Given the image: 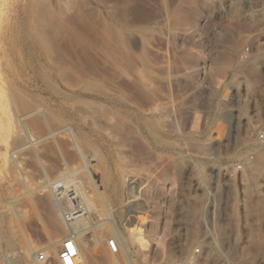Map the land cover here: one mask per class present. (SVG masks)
<instances>
[{
	"label": "rangeland",
	"instance_id": "1",
	"mask_svg": "<svg viewBox=\"0 0 264 264\" xmlns=\"http://www.w3.org/2000/svg\"><path fill=\"white\" fill-rule=\"evenodd\" d=\"M192 4L195 22L173 26L172 14ZM245 48L264 66V0H0V229L17 243L2 247L0 263L17 264L26 239L34 249L26 264H37L50 238H65L50 187L39 188L61 179L94 202L88 239L102 218L127 237L130 183L164 206L160 226L167 209L165 256L132 247L134 264H264V149L255 134L264 70L243 68ZM212 59L229 63L218 78L199 70ZM236 165L242 172L229 177ZM165 174L176 183L160 200L156 185L171 188ZM205 199L218 207L212 237L193 222ZM149 209L138 210L141 220ZM102 232L86 264H108L113 237ZM204 239L221 242L192 246ZM124 256L114 258L125 264Z\"/></svg>",
	"mask_w": 264,
	"mask_h": 264
},
{
	"label": "bare ground",
	"instance_id": "2",
	"mask_svg": "<svg viewBox=\"0 0 264 264\" xmlns=\"http://www.w3.org/2000/svg\"><path fill=\"white\" fill-rule=\"evenodd\" d=\"M189 7H190V9L188 11H185V12L184 11H176V12H174V14H172L173 15L172 16L173 26H175L176 28L177 27H184V26H188V25L190 26V24L195 22L196 18H198V15H199V12L197 9L198 6L196 4H192ZM199 59H202V57L201 56L189 57L188 61L191 64H195ZM228 65H229V63L225 59H212L210 62V66L208 67L207 71L209 72L210 76H212L213 78H218L225 72ZM27 115H29V114H27ZM27 115L18 116L19 122H21L23 120V118ZM1 118L2 117H0V124H1ZM224 120H223V122L221 121L222 123H218V124H224ZM218 121H220V120H218ZM225 127H227V126H225ZM24 132L25 131H23V133ZM24 135L26 137V138L25 137L24 138L28 140L27 141L28 144H31V142L33 141L32 140L33 138L30 137L27 133H25ZM24 141H26V140H24ZM259 146H258L259 149L260 148L264 149V146H261V145H259ZM164 180L167 181L171 185V188H169V190L168 189L166 190L164 185H158V184L156 185L155 190H156V193H158V199L160 197V200L165 198V197L167 198V196L171 194V192L175 186V183H176L174 181V177H172L170 174L169 175L165 174ZM60 181H64V180L60 179ZM51 182L52 181H50V179H47L41 183L39 188L45 189L47 187H50V190H51V184H53ZM64 182H67V181H64ZM67 183H69V182H67ZM74 186H76V185H74ZM76 188H78V187L76 186ZM135 189H136L135 187L131 186V183H130V187L127 188V195H128L127 200L128 201H126V202L128 204V209H129L128 213L131 214V218H132L131 219L132 221L130 220L129 223H126V229L128 232L127 237L123 236L122 229L120 228V226L117 223L116 224H114V223L108 224V221L104 220L102 218V219H100L99 223L94 226L95 234H92L91 239H88L85 236V232H84L85 231L84 227L88 224V219H82L81 221H78V222L68 226L63 222V220L61 218V225L63 227V230L66 231L65 238H67L71 234H73V236L75 238V243H76V246H77L78 251H79L81 263L86 264L85 260L87 258H85V255L88 257H92L100 249L99 245L101 244L102 239H103V236H102L103 230H108V233L113 237L111 239L116 240V242L119 246V253L121 251L125 255L124 256V263L125 264H134L133 261L130 259V253H129L130 252L129 249L132 247H136L138 249V252L142 253V252L148 251L151 248V246H154L156 248V250H158V253L161 254L162 258L165 256L164 250L166 247V241H167V238L170 235V231H171V221H170L169 216L166 214L167 209L165 208L166 212L165 213L163 212L165 214V216L163 218L164 221L162 222V225L160 226V223H159L160 217L159 216H160L164 206H162L161 203H156L155 206H152V203L154 200H152V197L150 194L143 197V200L140 199L137 192L135 191ZM153 189H154V187H153ZM153 189H151V190H153ZM80 193L82 194V197H83V200L85 202L86 208L88 210L89 216H91L92 212L95 211L94 202L85 193V191L84 192L81 191ZM149 193H150V191H149ZM139 199L141 200V203L139 202L140 201ZM55 207H56V210H55L56 213H60L57 205H55ZM144 208H146V209L150 208L149 210L152 213L150 216L149 222H146V221L140 219V215H139L140 212H138V210L141 211ZM141 212L143 213V211H141ZM56 213L52 214L53 216H52V220H51L54 229L58 228V226H60V221H59L60 219L58 218L59 214H56ZM13 215L15 218H17V216H18L16 213H13ZM4 222L0 218V227H2ZM0 231L4 232V234L0 235V250L2 249V247L5 248L6 250H10V249L14 248L17 244L15 236L11 235L7 228H5L4 230L0 229ZM22 234H23V232H22ZM62 241H61V243H62ZM206 242L214 244L216 246H219L221 241H218L215 239V240H211V241L206 240ZM21 243H23V241ZM61 243H60V241H58L56 239L54 240V238H50L49 244L45 248V250H46L45 255H48V256H49V254L50 255H56L55 253H57V256H58L59 248H58L57 252H56V249L58 247V244H61ZM104 245H105V243H104ZM19 247H21L20 250L22 251V254L20 255L19 260H17V264H22V263L26 264V262L33 257L34 249H33L32 245L26 239H25L24 243L21 244ZM59 247H60V245H59ZM105 251H106V248H105ZM105 251L103 250V253L105 255V259H106L108 264H119L118 260H116L114 258V256L119 255V253L117 255H111L107 251L106 252ZM99 252H100V250H99ZM57 256H56V258H57ZM8 260L11 262V259H8ZM32 261L33 260H31V263H32ZM0 264H5V263H0ZM12 264H16V263L13 262ZM37 264H42V263H37Z\"/></svg>",
	"mask_w": 264,
	"mask_h": 264
},
{
	"label": "built area",
	"instance_id": "3",
	"mask_svg": "<svg viewBox=\"0 0 264 264\" xmlns=\"http://www.w3.org/2000/svg\"><path fill=\"white\" fill-rule=\"evenodd\" d=\"M252 55L249 53V48H245L241 54L240 59L243 68L250 70H264V66L252 64ZM206 64L200 66L199 70L207 71ZM256 141L261 146H264V122L256 131ZM242 172L241 165H236L234 169L229 172V177H232L235 173ZM147 186V184H146ZM51 192L54 199V204L59 208L61 218L63 222L70 226L82 219L89 220V213L83 200L81 190L76 188L72 183L64 181H56L51 184ZM200 208H195L199 212V218H194L195 231H198L199 236L212 237V228L215 222V214L218 207L214 202H210L209 199H205L200 203ZM195 210V211H196ZM207 245L216 246L211 243H207L206 239L197 241L192 246L203 247ZM223 245V243H222ZM106 251L111 255H117L119 253V246L114 239H107L105 241ZM195 253H199L196 249ZM35 262L42 264H82L80 261L79 251L75 243L73 234L65 238L60 244L58 256L56 259L48 258L45 252H39L35 255ZM102 264V263H92Z\"/></svg>",
	"mask_w": 264,
	"mask_h": 264
}]
</instances>
